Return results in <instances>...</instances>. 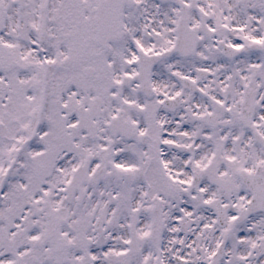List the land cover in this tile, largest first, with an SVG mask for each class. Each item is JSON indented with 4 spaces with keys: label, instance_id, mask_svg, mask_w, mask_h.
<instances>
[{
    "label": "snow or ice",
    "instance_id": "snow-or-ice-1",
    "mask_svg": "<svg viewBox=\"0 0 264 264\" xmlns=\"http://www.w3.org/2000/svg\"><path fill=\"white\" fill-rule=\"evenodd\" d=\"M0 264H264V0H0Z\"/></svg>",
    "mask_w": 264,
    "mask_h": 264
}]
</instances>
